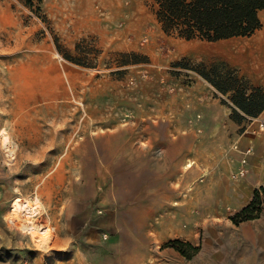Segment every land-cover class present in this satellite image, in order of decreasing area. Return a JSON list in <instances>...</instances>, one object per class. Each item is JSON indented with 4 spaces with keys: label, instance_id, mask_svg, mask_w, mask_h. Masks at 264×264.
Listing matches in <instances>:
<instances>
[{
    "label": "rangeland",
    "instance_id": "1",
    "mask_svg": "<svg viewBox=\"0 0 264 264\" xmlns=\"http://www.w3.org/2000/svg\"><path fill=\"white\" fill-rule=\"evenodd\" d=\"M156 12L155 0H42L33 9L0 0V264L103 263L101 244L58 228L63 206L79 199L98 216H111L118 232H163L169 206L146 226L129 218L125 204L98 203L113 176L124 174L131 156L147 154L153 166L163 165L151 168V183L159 184L160 175L170 182L169 160L187 157V134L196 135L198 155L201 137L236 138L257 122L233 115L232 94L200 76L224 87L235 79L252 85L219 55L247 44L166 34ZM210 104L219 109L205 108ZM216 116L219 122L210 123ZM61 168V186L47 184ZM73 179L83 185L74 188ZM17 199L39 205L35 219L51 232L46 250L8 221ZM107 239L102 234L100 242Z\"/></svg>",
    "mask_w": 264,
    "mask_h": 264
},
{
    "label": "crops",
    "instance_id": "2",
    "mask_svg": "<svg viewBox=\"0 0 264 264\" xmlns=\"http://www.w3.org/2000/svg\"><path fill=\"white\" fill-rule=\"evenodd\" d=\"M259 19L262 28L251 39H237L247 46L239 45L234 52L232 49L221 50L219 55L220 59L238 68L254 87L264 89V10L259 12ZM214 107L219 109L212 104L205 108ZM220 118L209 117L208 120L218 123ZM261 120H264V112L257 122L251 123V127L236 138L223 133L201 137V152L198 155H193L196 135L187 134V139L191 141L187 157L178 153L169 160L170 182L164 181L160 175L156 176L157 180L160 178L159 184L151 183V168L161 165L156 161L153 166L147 154H140L139 158L131 156L124 174L113 176V183L106 193H101L98 203L114 208L125 204L129 207V218H139L146 222V226L158 216L160 206H169L171 216L162 220V229L168 226L163 232H152L147 227L140 232H118L112 217L107 214L98 216L86 199L71 201L63 206L59 221L64 223V227L59 225V230L82 234L88 244H101L96 252L100 253L103 248L107 254L100 264H264V214L239 226L230 220L252 201L256 190L264 188V131L259 130ZM215 146L222 150L213 155L212 148ZM249 148L253 153L246 156L245 151ZM243 159L247 160V175L232 180L230 175L239 171ZM62 172L61 168L51 174L47 184L60 187ZM109 172L115 174V167ZM176 174L183 179L176 180ZM47 184L43 186L45 189L49 187ZM73 184L74 188L83 185L75 179ZM102 234H108L110 239L100 242ZM174 240L188 243L199 251L187 259L174 248H162L163 244Z\"/></svg>",
    "mask_w": 264,
    "mask_h": 264
},
{
    "label": "trees",
    "instance_id": "3",
    "mask_svg": "<svg viewBox=\"0 0 264 264\" xmlns=\"http://www.w3.org/2000/svg\"><path fill=\"white\" fill-rule=\"evenodd\" d=\"M20 1L31 9L42 3V0ZM155 3L156 16L163 31L187 41L215 43L233 38H250L262 28L259 12L264 10V0H155ZM200 76L223 95L232 94L233 115L237 116L240 112L242 119L258 118L264 112V89L240 79L234 80V86L224 87L205 73H200ZM263 214L264 188H260L255 191L252 201L231 217V221L239 226ZM164 247L174 248L189 259L199 251L180 240L170 241ZM186 248L192 254L187 253Z\"/></svg>",
    "mask_w": 264,
    "mask_h": 264
},
{
    "label": "bare ground",
    "instance_id": "4",
    "mask_svg": "<svg viewBox=\"0 0 264 264\" xmlns=\"http://www.w3.org/2000/svg\"><path fill=\"white\" fill-rule=\"evenodd\" d=\"M229 44V43H228ZM234 46L235 44H230ZM231 50V49H230ZM9 140L7 136L4 139V146L8 148ZM40 211L39 205H35L23 199H17L10 213L8 221L16 230L27 233L35 241L36 246L40 250H46L49 245V239L46 236L50 234V230L46 226L37 223L35 217ZM9 224V223H8Z\"/></svg>",
    "mask_w": 264,
    "mask_h": 264
},
{
    "label": "built area",
    "instance_id": "5",
    "mask_svg": "<svg viewBox=\"0 0 264 264\" xmlns=\"http://www.w3.org/2000/svg\"><path fill=\"white\" fill-rule=\"evenodd\" d=\"M259 130H260V131H264V120H261V121L259 122ZM252 153H253V150H252L251 148H249V149H247V150L245 151V155H246V156H247V155H251ZM246 164H247V160H246V159H243V160H242V167L239 169V171H238L237 173L232 174V176H231V178H232L233 180H239V179H242V178H244V177L247 175V170H246V168H245Z\"/></svg>",
    "mask_w": 264,
    "mask_h": 264
}]
</instances>
